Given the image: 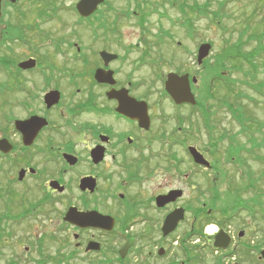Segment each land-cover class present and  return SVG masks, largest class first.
<instances>
[{"label": "flooded vegetation", "instance_id": "1", "mask_svg": "<svg viewBox=\"0 0 264 264\" xmlns=\"http://www.w3.org/2000/svg\"><path fill=\"white\" fill-rule=\"evenodd\" d=\"M68 1L0 0V250L14 252L4 264H76L78 259L87 264H204L208 250L219 256L213 264H264L260 256L264 241L238 242L228 226L219 227L231 243L226 249L216 248V236L207 235L201 218L207 203L197 208L183 201L187 192L178 186L184 169L180 147L189 159V170L182 174L186 184L203 171L220 175L195 164L189 153L194 145L179 137L193 132L191 112L202 105H178L165 94L168 74L160 78L159 60L152 59L150 65L162 80V97L152 100L131 78L133 69L122 75L119 64L124 55L85 50L76 30L75 34L45 30L48 22L66 24ZM72 2L69 12L76 27L85 22L94 29L105 24L99 17L105 15L103 6L92 18L83 19L77 11L80 0ZM151 5L142 1L137 6L141 14L134 12L141 27L154 12L158 18H171L169 11ZM169 7L173 23L193 38L195 2L159 4L160 10ZM101 52L117 58L106 64ZM142 52L140 65L149 58L147 51ZM188 53L198 65V52ZM198 66L204 73L211 68L207 59ZM192 69L178 68L177 74L189 75L193 82L197 76ZM100 70L101 81L96 79ZM137 70L138 65L132 73ZM197 85L192 84L195 95ZM127 96L141 106L140 119L118 111L122 105L118 97ZM165 101L174 112L170 118L164 112ZM173 122L174 128L168 130L166 123ZM175 191L183 195L161 206L159 199ZM74 209L109 216L113 227H78L66 220ZM178 209H184L185 218L165 236L166 217ZM190 216L191 225L177 237ZM70 234L73 242L68 241ZM47 239L56 242L54 254ZM243 250L256 257H241Z\"/></svg>", "mask_w": 264, "mask_h": 264}, {"label": "rangeland", "instance_id": "2", "mask_svg": "<svg viewBox=\"0 0 264 264\" xmlns=\"http://www.w3.org/2000/svg\"><path fill=\"white\" fill-rule=\"evenodd\" d=\"M72 1L73 0H70L65 4V10H68L65 12L67 18L64 19V22H66V24L62 26L55 22L50 24H48V22L43 28L52 33V30L57 28L60 33L67 32L68 34H75L74 31L76 30L83 40L85 50L99 51L106 49L124 55L125 60L119 64L122 75L130 73L131 69L135 70V66L138 65V70L134 73H132V70L130 73L131 78L133 81L138 82L139 87L143 86V88L147 89L148 96L152 98V100L161 96L163 89L162 80H157L158 73L153 71L150 65L152 59L163 62V65L160 67L161 70H158L160 78L163 76L166 77L169 72L177 73L178 68L190 70V67H195V69L191 71L192 74L197 76L200 80L198 85L195 86V93L202 107L194 110L195 112H191L193 114V132L189 134L181 133L179 137L181 140L186 139V141H190L189 145L192 144L204 150L207 159L212 163L218 162L219 168H221L224 173L227 172L230 176H233L237 185L243 183V180L240 178L242 170L239 171L236 164L227 162L221 154H212L211 147L213 144H218V152L224 153L231 142L229 139L220 141V137L225 132L235 134L240 129L237 120H235L230 111L223 106V102L226 99L234 103V107L238 105L241 106V111L243 113L245 111L249 116H254L259 122H264V88H261L264 82V54L261 52L256 60V64L259 67L258 73L256 74L258 82L256 81V83H259V88H255V85L251 83L246 84V79L244 80L242 74L237 73L236 75L234 74L232 78L240 83L234 87V93L230 94L228 98L227 95L229 93L225 89L227 82H225L224 79H218L212 68L207 70L204 74L202 69L198 68L199 66L197 63L196 66L193 65L194 60L188 52H194V50L198 52L200 45L210 43L212 45V52L208 58L211 67H215L216 64L218 65L216 62L217 54H221L222 50H225L226 47L230 48L238 39L248 41L251 36L253 38L262 37L264 34V0H186L188 2H195L196 6V19L193 22L194 28L192 27L194 33L191 39H188L183 28L181 29L179 25L173 23L174 14L171 13V7H169V9L164 8L160 10L159 4L165 1L168 2V0H108V4L104 5L105 7H101L103 10L102 12L105 14V24L102 26L96 25L95 29L89 22H85L84 25L76 27V23L72 20V14L69 12L73 5ZM142 1L151 2V7H153V5L158 6L161 12L169 11L168 13L171 18H162L161 15L158 18L155 14L157 12H154V14L148 18V22L141 27L138 22L139 20L134 16V12L137 11L141 14L137 6ZM169 1L174 3L178 0ZM146 12L151 13L150 9ZM113 28L115 29V33L111 32ZM166 32L170 34V36L165 34ZM244 32H246V34ZM111 34L112 37H108ZM262 44L264 45V38ZM257 46V40H253L249 42L247 49L251 51ZM125 51L128 52L125 53ZM142 51H147L149 58L145 64L140 65L139 63L142 61L139 62V56H145ZM227 64L231 66V63ZM237 65L239 66V63H237ZM219 69L220 71L223 69L228 70L227 66L222 67V65ZM223 73L224 77L228 76V72L223 71ZM164 105L165 115L170 118L174 112L166 101ZM189 113L190 111H187L184 114L188 116ZM166 124L170 127L168 130L174 128V122ZM187 128L188 123L184 130H187ZM237 141L246 144L248 142V137L239 136ZM208 147L210 149L209 151H207ZM260 154L264 156V150H261ZM179 157L182 159L180 163L184 169L181 170V183L178 186L185 188L187 192L183 199L184 203L192 204L197 208L201 207L204 202L211 203L213 193L210 177L218 178V181L214 183L222 193V196L226 194L228 191V184L221 174L217 176L212 173L211 176L210 173L203 171L196 174L193 178L194 181L186 184L182 179V174L187 173L189 170V159L187 153H184L181 147ZM247 159L248 164L254 171H260L264 168V162H254V159L250 156H248ZM73 193L76 196L79 195L78 188L75 187ZM224 205L225 204L222 203L218 205V207L220 208ZM191 222L192 218L190 216L184 227L176 236H183V233L188 229L189 225H191ZM214 225L215 224L209 225V228L212 226L215 227ZM228 229L232 230L238 242L247 243L250 238L255 239V241L259 243L264 241V221H254L246 212H242L238 220L230 223ZM48 230L52 231L50 233H53L52 235L57 237L54 228L49 227ZM241 231H244V235L243 237H238ZM207 235L210 234L207 233ZM49 241V252L54 254L56 252V242L47 239V242ZM68 241L73 242L71 234ZM107 242H109V240H107ZM107 247L109 248V244H107ZM261 247H263V245L260 246V249ZM208 251L203 254L204 264H213V262L215 263L216 261L214 258L219 256L214 252ZM251 252L252 251H244L240 255L243 258L249 256V258L256 257V255L253 253L251 254ZM13 253L14 252L10 249H1L0 263L4 264L10 260V255ZM178 256L183 258L182 254ZM77 261L76 264H87L81 259Z\"/></svg>", "mask_w": 264, "mask_h": 264}, {"label": "trees", "instance_id": "3", "mask_svg": "<svg viewBox=\"0 0 264 264\" xmlns=\"http://www.w3.org/2000/svg\"><path fill=\"white\" fill-rule=\"evenodd\" d=\"M99 17H104V15ZM246 32L244 33L246 34ZM263 38L264 34L260 38H253L251 36L248 41L238 39L230 48L226 47L225 50H222L221 54H217L216 62L218 65L216 64L212 69L218 79L221 78L227 82L225 89L229 93L227 95L228 98L230 94L234 93V87L240 83L232 78L237 73L242 74L244 80L246 79V84L251 83L255 85V88H259V83H256V74L259 68L256 60L261 52L264 54ZM253 40H257L258 46L250 51L247 49V46ZM227 63H231V66H228ZM237 63H239V66ZM221 65L222 67L227 66L228 70L223 69L220 71ZM223 71L228 72L227 77H224ZM261 88H264V82ZM223 106L237 120L240 129L235 134L223 133L219 140L224 141L229 139L231 142L230 146L225 149L224 153H219L218 144H213L211 147L212 154H221L227 162L236 164L239 171L242 170L240 178L243 180V183L237 185L233 176H230L227 172V174L224 173L219 168L218 162L212 164V169L219 171L222 177L226 179L228 191L222 196V193L214 183L215 181H213L212 201L211 203H207V208L202 211L201 218L202 221L204 220L203 225L216 224L220 228H224L235 220H238L242 212H246L254 221H264V168L260 171H254L248 164L247 159L250 156L254 159V162H264V156L260 154L261 150H264V122H259L254 116H249L245 111L243 113L241 111L242 107L239 105L234 107V103L230 102L229 99L223 102ZM239 136H247L248 142L246 144L239 143L237 141ZM222 203L225 205L219 208L218 205Z\"/></svg>", "mask_w": 264, "mask_h": 264}, {"label": "water", "instance_id": "4", "mask_svg": "<svg viewBox=\"0 0 264 264\" xmlns=\"http://www.w3.org/2000/svg\"><path fill=\"white\" fill-rule=\"evenodd\" d=\"M104 2L105 0H80V2L77 4V11L81 17L88 18L95 14L99 6L102 5ZM211 48L212 46L210 44L201 45L198 53L199 64H201L203 60L208 57ZM101 57L106 61V64L109 61L117 58L116 55H111L107 52H101ZM103 73V70L98 71L96 73V79L101 81V76L103 75ZM192 81L194 84L198 82L197 78H193ZM165 90L178 105L187 103L195 106L197 104L196 96L192 91L189 75H178L176 73H170L165 83ZM118 99H120L122 104L118 110L119 112L126 114L129 117H134L138 119L142 117V112L141 110H139L141 106H139L134 99L132 100L129 96H127L126 99L122 97H118ZM129 104L131 106H128ZM189 152L197 164L203 165L207 168L211 167L210 162L204 157L203 154L198 151L196 147H190ZM86 183L88 184L89 181L87 180ZM92 187H94V183L92 184ZM182 195V191H175L166 197L160 198L159 202L161 206H165L170 202L176 201ZM184 218V209H178L169 214L166 217V220L163 225L164 235L167 236L174 232L178 227L179 223L183 221ZM66 220L81 228L94 226L105 229H111L113 227L114 222L113 218L109 216H104L102 214H99L98 212H92L90 214H79L78 212H76L75 209L67 215ZM242 235L243 233L240 234V236ZM230 243L231 238L224 231H220L216 235L215 247L226 249L230 245ZM261 257L264 258V250L261 253Z\"/></svg>", "mask_w": 264, "mask_h": 264}, {"label": "bare ground", "instance_id": "5", "mask_svg": "<svg viewBox=\"0 0 264 264\" xmlns=\"http://www.w3.org/2000/svg\"><path fill=\"white\" fill-rule=\"evenodd\" d=\"M216 231V229L214 228V227H210L209 229H208V232L209 233H214Z\"/></svg>", "mask_w": 264, "mask_h": 264}]
</instances>
